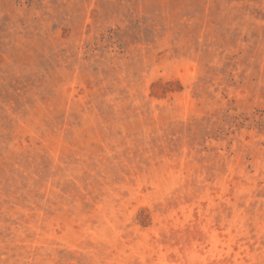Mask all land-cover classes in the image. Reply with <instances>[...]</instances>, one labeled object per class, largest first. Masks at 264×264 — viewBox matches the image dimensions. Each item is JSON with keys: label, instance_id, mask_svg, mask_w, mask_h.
<instances>
[{"label": "rangeland", "instance_id": "obj_1", "mask_svg": "<svg viewBox=\"0 0 264 264\" xmlns=\"http://www.w3.org/2000/svg\"><path fill=\"white\" fill-rule=\"evenodd\" d=\"M0 264H264V0H0Z\"/></svg>", "mask_w": 264, "mask_h": 264}]
</instances>
